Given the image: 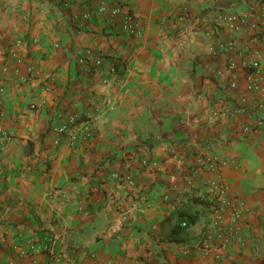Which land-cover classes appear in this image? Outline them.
<instances>
[{
    "label": "crops",
    "instance_id": "crops-1",
    "mask_svg": "<svg viewBox=\"0 0 264 264\" xmlns=\"http://www.w3.org/2000/svg\"><path fill=\"white\" fill-rule=\"evenodd\" d=\"M0 87V264H53L43 237L60 264H264V0H0ZM211 154L245 203L235 229L216 226Z\"/></svg>",
    "mask_w": 264,
    "mask_h": 264
},
{
    "label": "built area",
    "instance_id": "built-area-1",
    "mask_svg": "<svg viewBox=\"0 0 264 264\" xmlns=\"http://www.w3.org/2000/svg\"><path fill=\"white\" fill-rule=\"evenodd\" d=\"M110 13L111 17H121L120 26L121 31L131 37L137 36L139 34V25L135 18V16L128 12H123L121 7L115 6V7H107L104 3H100L97 9V12L99 14H105L106 12ZM89 15H85L84 18L88 19ZM225 22L227 23L228 27L232 30L233 33L237 34L240 32L244 19L238 15H230L225 19ZM22 45L21 41L16 42V46L19 47ZM233 47V43L230 42L226 44V48L230 49ZM260 55L255 54L253 62L250 64V68L252 69V74L258 75L260 72ZM89 61H91L92 65L94 67H102L103 65V59L96 57L93 55L92 51L88 50L85 52L84 57L80 59V63L82 65H86ZM18 63H21V60H18ZM122 66H116L115 63L111 62L109 66L107 67L108 73H110L112 76L119 77L122 76L124 73ZM31 69L28 68V71ZM15 73H18L16 70ZM103 83H107V81H103ZM250 89L258 90V82L252 81L250 84ZM3 92V88L0 87V93ZM243 111L242 108L239 107L238 111L241 113ZM3 117V113L0 111V118ZM72 122V121H71ZM75 121H73L74 123ZM89 121H87V124H85L82 128L81 135L83 137H88L91 135L92 128L90 127ZM70 125V124H69ZM69 125H62L59 127H56L53 129V134L55 136H65L68 140L71 142H75L79 139L81 135L76 134L72 127L70 128ZM3 138L7 139L8 133L2 134ZM58 143V140H56V144ZM224 161L221 159L219 155L211 154V155H203L200 160L198 161V167L201 169V171L204 174L203 177V183L212 195L215 197L213 200L212 205V212L215 214L217 218L216 226L221 223L222 221H227L228 224L231 225V227L237 228L238 223L243 219L244 216V207L245 203L242 200L234 199L229 196V189L227 186V183H225L220 176V170L221 167L224 165ZM132 184V182H129ZM182 202L181 199H176L175 203L177 205H180ZM181 227L185 228L187 227V224L185 222L181 223ZM42 247L44 252L47 255V260L49 262H53V264H60L61 260L63 259V255L57 251V241L55 238L50 237H43L42 241Z\"/></svg>",
    "mask_w": 264,
    "mask_h": 264
},
{
    "label": "trees",
    "instance_id": "trees-1",
    "mask_svg": "<svg viewBox=\"0 0 264 264\" xmlns=\"http://www.w3.org/2000/svg\"><path fill=\"white\" fill-rule=\"evenodd\" d=\"M189 200H191V204H201L202 202H203V199L202 198H200V197H192V196H189L188 197V201ZM182 205V204H181ZM180 205V206H181ZM185 215H183V218L181 219V221L182 222H185L186 224H187V226H188V221H189V219L187 218V217H184ZM181 222V223H182ZM195 222V220H191V223H194Z\"/></svg>",
    "mask_w": 264,
    "mask_h": 264
}]
</instances>
